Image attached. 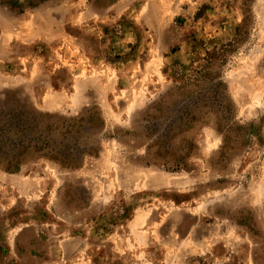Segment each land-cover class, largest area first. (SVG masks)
<instances>
[{"label": "rangeland", "instance_id": "rangeland-1", "mask_svg": "<svg viewBox=\"0 0 264 264\" xmlns=\"http://www.w3.org/2000/svg\"><path fill=\"white\" fill-rule=\"evenodd\" d=\"M33 3L0 0V148L93 152L0 167V264H264V0Z\"/></svg>", "mask_w": 264, "mask_h": 264}, {"label": "trees", "instance_id": "trees-1", "mask_svg": "<svg viewBox=\"0 0 264 264\" xmlns=\"http://www.w3.org/2000/svg\"><path fill=\"white\" fill-rule=\"evenodd\" d=\"M33 1L35 0H18V4L33 5ZM10 128L17 136V140L10 144L7 151L3 152L2 148H0V167L9 171H13L14 166L21 164L30 154L51 157L52 160L60 162L63 165L76 167L81 163L84 153L93 152L91 148H80L78 139H76V143L70 152L66 149L67 147L64 146L63 142H46L45 140L42 142L40 140L38 142H27L26 140H22L21 137L26 131L20 130L18 126H11ZM64 129L68 136L80 133L77 126H64ZM28 130H31L30 126H28Z\"/></svg>", "mask_w": 264, "mask_h": 264}]
</instances>
